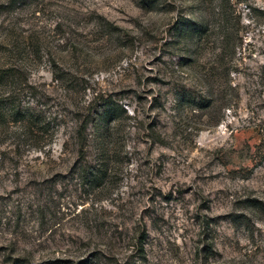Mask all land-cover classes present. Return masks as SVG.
I'll use <instances>...</instances> for the list:
<instances>
[{"label": "rangeland", "instance_id": "374dc122", "mask_svg": "<svg viewBox=\"0 0 264 264\" xmlns=\"http://www.w3.org/2000/svg\"><path fill=\"white\" fill-rule=\"evenodd\" d=\"M4 71L0 264H264V0H0Z\"/></svg>", "mask_w": 264, "mask_h": 264}, {"label": "trees", "instance_id": "16d2710c", "mask_svg": "<svg viewBox=\"0 0 264 264\" xmlns=\"http://www.w3.org/2000/svg\"><path fill=\"white\" fill-rule=\"evenodd\" d=\"M187 28L188 29L186 30L184 35H186L188 37H193L194 36V31H192L193 28L190 26H188ZM0 73L6 75L8 72L4 71V72H0ZM2 79H3V76L1 75L0 76V83H1ZM13 112L16 116L15 118L17 120H20V123H21L22 127L24 128V130L22 131V133L20 135L28 136L31 139V141L35 144L31 145V144H33V143H31L29 145H20L19 143H14L11 147L16 148V151L15 152L8 151V153H16V155H21V150L23 147H26V148L33 147V148H35V150L42 152L43 149L46 148V146L48 145V144H45V141L43 143L41 142L42 137L43 136H50V137L54 136L51 133L52 129L50 127V123L45 124V123H42L41 121L39 122V119H37V117H34L31 113H27V114L25 113L24 114L22 112H19L18 110H14ZM9 134H10L9 132H6V135H9ZM14 134L16 135V133H14ZM105 134L106 133H103L102 137ZM43 139H44V137H43ZM79 144H80L79 145L80 149H79V156L78 157L80 160H84L85 156H86V153H85L86 152L85 148L87 145L86 139H82V141L79 142ZM8 153H2V154L7 155ZM107 171H108V168L105 165H100V167H97V168L89 167L86 170V172L89 173L88 175L92 176L91 183L95 184V185L102 184L103 178L105 177ZM141 244H142V242H141ZM140 252H141L140 253L141 256L144 258V255H145L144 245L141 246Z\"/></svg>", "mask_w": 264, "mask_h": 264}]
</instances>
